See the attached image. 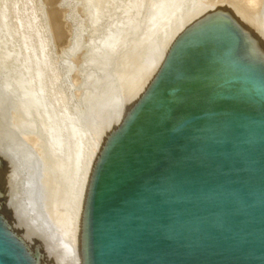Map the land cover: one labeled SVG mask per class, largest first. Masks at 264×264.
<instances>
[{"label":"water","instance_id":"water-1","mask_svg":"<svg viewBox=\"0 0 264 264\" xmlns=\"http://www.w3.org/2000/svg\"><path fill=\"white\" fill-rule=\"evenodd\" d=\"M0 15V264H264V0H38Z\"/></svg>","mask_w":264,"mask_h":264},{"label":"rangeland","instance_id":"rangeland-1","mask_svg":"<svg viewBox=\"0 0 264 264\" xmlns=\"http://www.w3.org/2000/svg\"><path fill=\"white\" fill-rule=\"evenodd\" d=\"M2 1L0 0V2H1L0 4L2 5V3H3L5 7L7 6L6 7V10H5V15L7 13L6 16L8 18H10V19H12V20H14L16 22L22 23V24H25V22H31L30 24H32V25L34 24L32 18L35 17V13H36V10L35 9H37L38 0H5V1L2 0ZM1 5H0V7H3ZM17 10H19V11L21 10V11L20 12L19 11L17 12ZM30 12H31V15L32 16L30 15ZM20 14H23V15L20 16ZM25 14H29V15L26 16ZM33 14H34V16H33ZM22 16H24L25 18H27V17L28 18L25 19ZM17 17L18 18L21 17V19L18 21V18ZM23 18H24V20H27V21L23 22ZM29 18H31V19H29ZM20 21H22V22H20Z\"/></svg>","mask_w":264,"mask_h":264},{"label":"bare ground","instance_id":"bare-ground-1","mask_svg":"<svg viewBox=\"0 0 264 264\" xmlns=\"http://www.w3.org/2000/svg\"><path fill=\"white\" fill-rule=\"evenodd\" d=\"M2 1V0H1ZM5 1V0H4ZM3 2V1H2ZM1 3V2H0ZM1 5V4H0ZM1 6H3V7H0V15H2V16H6L7 15V13H6V15H5V10H6V7L4 6V4L2 3V5ZM34 9V8H33ZM25 10V9H24ZM36 10V9H35ZM34 10V11H35ZM19 10H17V12H18ZM21 11V10H20ZM19 11V12H20ZM27 11V10H26ZM9 14V13H8ZM19 15V14H18ZM21 15H23V14H20V16ZM26 16H28L29 14H25ZM30 15H31V12H30ZM17 16V15H16ZM32 16V15H31ZM33 16H34V14H33ZM7 17V16H6ZM22 17H24V16H22ZM18 18V17H17ZM25 18V17H24ZM24 18H23V22H25V21H27V20H24ZM28 18V17H27ZM27 18H25V19H27ZM21 19V17L20 18H18V21ZM29 19H31V18H29ZM33 20H34V17L32 18ZM30 21V20H29ZM20 22H22V21H20ZM34 22V21H33ZM19 23V22H18ZM31 22H25V24L24 25H26V26H28V27H30V28H32V24H30Z\"/></svg>","mask_w":264,"mask_h":264}]
</instances>
